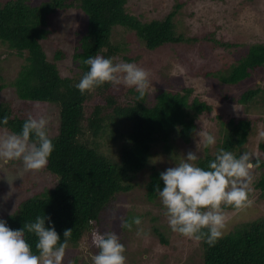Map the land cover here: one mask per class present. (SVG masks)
<instances>
[{
  "label": "trees",
  "instance_id": "obj_1",
  "mask_svg": "<svg viewBox=\"0 0 264 264\" xmlns=\"http://www.w3.org/2000/svg\"><path fill=\"white\" fill-rule=\"evenodd\" d=\"M130 2L50 0L32 6L28 0L0 1V42L8 46L10 53L25 61L10 86L18 100L31 108L34 117L39 118L50 106H55L60 115L58 131L55 136H50L54 150L47 165L39 170L52 174L57 181L54 179L51 187L23 200L14 213L5 218L11 228H22L37 215H49L61 239L64 230L72 228L69 246H79L84 237L91 238L94 231L102 232L99 224L103 212L119 195L133 190L134 181L147 168L154 149L164 144L170 151L173 147L171 139L176 134L189 141L196 128L195 119L212 111V107L199 98L192 100L190 89L182 93L162 91L152 103L148 98L153 94L145 92L141 97L132 89L130 94H134L135 103L125 104L116 95L120 86L105 83L84 93L75 87L89 68L84 63L89 56L99 54L117 62L121 48L112 40L117 26L135 32L150 51L185 42H208L214 48L223 49L238 46L210 36L202 39L180 34L176 16L184 4L177 3L159 20L145 22L129 13ZM74 7L84 11L88 20L87 31L81 35L74 57L79 61L80 72L77 77L70 78L63 77L58 65L49 59L44 41L49 37L47 25L50 17ZM247 47L246 55L226 73L208 72L206 76H218L221 83L233 87L261 74L264 42L255 41ZM63 57L61 52L56 54L58 60ZM7 87L9 84L0 83V118L9 117L7 124L0 125V128L11 133L20 132L27 118L1 98ZM239 102L248 114L218 123L216 132L220 137L215 152L220 147L237 155L246 151L254 124L258 122V118L249 115L261 111L259 105L264 106V89L259 84L247 89ZM105 137L112 144L108 149L110 155L100 149L99 139ZM260 147L264 150V143ZM210 149L203 147L196 163L205 167L214 159L215 154ZM257 161L255 167L262 174L255 186L264 198V162L253 159L254 164ZM161 172L153 167L149 180L145 182L147 198L152 202L159 197L156 185L163 187ZM242 207L229 205L227 209ZM131 218L125 219L130 221ZM153 230L162 243H169L159 228ZM127 231L124 226L123 232ZM25 236L35 250L36 236L28 232ZM199 245L204 253L201 264H264V217L234 227L212 246L205 240H200Z\"/></svg>",
  "mask_w": 264,
  "mask_h": 264
},
{
  "label": "rangeland",
  "instance_id": "obj_2",
  "mask_svg": "<svg viewBox=\"0 0 264 264\" xmlns=\"http://www.w3.org/2000/svg\"><path fill=\"white\" fill-rule=\"evenodd\" d=\"M46 1L50 0H28L32 6ZM177 3L184 4L176 16L177 30L180 34L187 38L203 39L210 36L238 46L223 49L214 48L213 44L208 42L192 44L185 42L163 45L150 51L135 32L117 26L112 35L113 42L121 48L117 62H135L149 72L152 85L146 92L153 94L148 98L149 103L154 102L156 95L162 91L182 93L185 89H190L192 100L199 98L209 104L212 111L205 112L195 119V129L203 128L211 132L218 143L220 137L216 132L217 127L219 128L218 123L248 114L239 100L247 89L257 87L258 81L264 82V69L261 74L254 75L239 86L233 87L221 83L218 76L208 77L206 74L226 73L246 55L247 46L255 41L264 42V0H131L128 11L142 21L150 22L152 19L159 20L165 17ZM87 20L86 13L74 7L54 14L48 21L49 37L44 41V46L49 59L58 65L63 77L75 78L80 72L79 61L74 57L80 45L81 35L87 31ZM58 52L64 55L59 60L56 59ZM204 52L206 53L203 54ZM24 63V59L10 53L8 46L0 42V83L9 84L2 92L1 98L10 102V105L18 110V114H22L26 119L31 113V108L18 100L10 86ZM119 86L121 89L116 95L118 99L121 98V103L134 104V94H130V90L135 87L123 84ZM261 88L264 89V85H261ZM258 108L261 111H254L253 115H249L250 118L254 119L255 116L259 120L256 119L258 122L254 124L246 151L253 154V159L264 162V150L260 147L264 143V106L259 105ZM40 116L48 120L49 136H55L60 122L58 109L55 106L47 107ZM10 133L0 128V136ZM175 136L171 139L173 147L170 151L164 144L154 149L147 168L134 181L133 190L119 195L101 216L99 224L101 231L118 233L125 244L126 264L203 262L204 253L199 241L172 231L160 198L150 201L144 188L153 167L164 171L175 166L189 151L197 152L199 158L202 155L204 146L197 141L199 138L194 137V133L189 141L184 140L179 134ZM99 144L101 151L110 155L108 149L112 144L109 143V138L99 139ZM216 145L210 146L212 154H215ZM251 172L253 177L249 192L251 204L239 210H228L227 207L231 204L222 205L226 218L224 234L242 223L264 217V198H261V192L255 186L262 171L254 167ZM54 179L52 174L44 171L25 170L22 160L5 162L0 159V218L5 219L13 214L26 198L51 187L56 180ZM134 216L142 219L139 227L143 231L140 235L137 234L136 225L126 233L123 232L121 218ZM154 227L159 228L169 243L160 241V237L154 233ZM97 251L92 239L86 236L79 246H69L66 249L62 264H92V256Z\"/></svg>",
  "mask_w": 264,
  "mask_h": 264
},
{
  "label": "clouds",
  "instance_id": "obj_3",
  "mask_svg": "<svg viewBox=\"0 0 264 264\" xmlns=\"http://www.w3.org/2000/svg\"><path fill=\"white\" fill-rule=\"evenodd\" d=\"M84 63L89 68L75 84L81 93L111 83L135 87L142 97L152 85L149 72L135 62H115L112 57L98 54L89 56ZM8 119L0 118V125H6ZM193 133L206 148L217 143L216 137L203 128L194 129ZM54 147L47 118L29 113L20 132L0 136V159L22 160L25 170H40L47 165ZM198 159L194 151L183 155L175 166L160 173L163 187L156 185V191L172 231L197 241L205 240L212 246L224 235L226 218L222 205L251 204V170L258 166V161L254 164L253 154L248 151L237 155L223 147L217 148L214 159L205 167L196 163ZM121 223L128 229L136 225L138 235L143 231L139 216L130 221L121 218ZM26 232L36 236L35 250L27 241ZM71 232L72 228H66L61 239L51 217L45 214L18 229L0 218V264H62ZM91 239L98 249L92 264H126L125 244L118 233L94 231Z\"/></svg>",
  "mask_w": 264,
  "mask_h": 264
}]
</instances>
